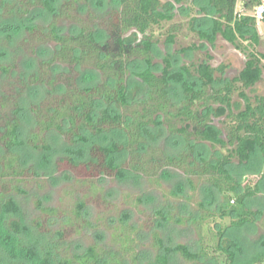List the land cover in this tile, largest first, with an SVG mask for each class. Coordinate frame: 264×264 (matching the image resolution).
<instances>
[{
	"label": "trees",
	"instance_id": "1",
	"mask_svg": "<svg viewBox=\"0 0 264 264\" xmlns=\"http://www.w3.org/2000/svg\"><path fill=\"white\" fill-rule=\"evenodd\" d=\"M52 1L19 0L15 7L10 0H0V23L5 19L4 15L8 16V20L18 19L23 30L32 38L57 44L52 59L42 61L39 65L42 71L45 66H51V71L59 75L46 78L44 74H39L42 73L39 70L38 74L24 76L28 80L27 85L29 84L27 91L39 82L51 89L45 100L30 106L36 131L30 134L27 142L19 138L23 113L21 96L19 99L16 97L13 116H0V264H139L140 255L132 245L136 241L133 235L138 228L129 225L124 218L119 219V227L115 228L118 231L112 235L113 241L121 247L118 252H106L97 245H91L82 253H62L59 244L65 241L64 231H58L56 245L42 253L21 240L23 226L10 218L11 211H15L13 196L24 192L21 186L30 178V172L36 178L41 176L35 171L32 172V168L24 167L21 156L15 150L27 145L43 153L49 152L51 145L43 137L49 131L69 137L72 144L89 142L88 136L95 138L116 130L126 135L124 146L116 142L102 145L92 141L85 161L64 158L70 168L78 172L77 176L84 175V185L93 187L96 176L99 175L101 179L107 176L116 178L123 170L133 172L139 177H153L159 171L169 172L168 169L181 171L194 193L199 188L194 180L197 179L200 184H206L222 196L223 203L218 211L220 218H233L232 226L235 228L252 223L257 214L247 207L246 200L256 196L260 190L258 186H252L245 180L241 191L242 185L231 173L230 167L234 160L239 165L248 163L253 150H258L264 158V96L255 95L252 98L246 92L262 81L264 54L250 50L260 43L258 20L257 16L245 12L264 8V0H208L205 11L209 9L212 12L211 28L208 33L200 32L201 39L215 44L221 36L237 50L246 53V67L239 77L215 88L216 69L210 65L196 68L199 80L198 87H195L189 81L193 77L191 67L184 66L183 75L187 79L181 82L183 100L179 106L173 103L170 92L173 80L171 57L164 58L165 69L161 74L155 72L154 41L151 33L155 27L173 19V15L164 8L174 3L184 5L186 0H172L174 3L169 2L165 6L161 0H115L117 7L105 16L92 10L96 0H67L59 7ZM241 1L245 4L240 5ZM99 2L102 3V0ZM101 3L97 4L98 7ZM243 5H246V10L241 11L240 7ZM33 8L52 16L48 27L27 25V16L32 13ZM70 10L77 12L70 14ZM81 13L87 15L85 20H82ZM60 17L71 19L79 26L74 34L65 35L60 32L57 25ZM95 22L98 23L95 25ZM178 30V27H174L172 32ZM138 36L143 40L136 41ZM174 39L171 34L169 42L173 43ZM243 40L249 43L244 48L240 44ZM139 61L144 68L135 73L131 72L132 65ZM63 65L67 68L63 69ZM0 70L5 74L10 72L9 66H0ZM76 71L79 76L74 78L72 74ZM85 73H100L103 81L94 85H83ZM131 73L147 87L145 98L138 102H134L129 90ZM236 92L242 102L234 101ZM7 104L10 101L1 97L0 106ZM215 114L227 116V139H223L212 125ZM157 125L166 127L173 136L182 137L186 146L185 152L171 157L150 148L141 154L146 134L151 127ZM199 142H209L213 149L219 146L226 153L210 160H197L196 143ZM122 150L130 158L128 164L114 165L112 157ZM97 196L99 202L102 200L108 204L103 196ZM199 207L202 213L193 223L200 229L202 224L217 216L201 202ZM39 208L45 215L56 214L54 208ZM86 210L85 201L78 202L77 218H83ZM155 219L154 221L150 218L149 221L162 222L168 218L158 211ZM36 223L38 229L42 230L43 224L39 221ZM88 225H91L89 221ZM218 237L221 240L215 246L202 244L198 252H192L183 244L174 248L165 247L162 238L155 233L154 247L166 253H178L185 260L195 263L211 260L219 262L221 259L224 264H235L236 254L232 251L230 242L223 239L222 228ZM157 262L167 264L168 259L162 255L157 258ZM249 264H264V253L256 255Z\"/></svg>",
	"mask_w": 264,
	"mask_h": 264
},
{
	"label": "rangeland",
	"instance_id": "2",
	"mask_svg": "<svg viewBox=\"0 0 264 264\" xmlns=\"http://www.w3.org/2000/svg\"><path fill=\"white\" fill-rule=\"evenodd\" d=\"M10 1L15 7L18 6L19 0ZM66 1L53 0L52 2L59 7ZM161 1L164 6L173 2L172 0ZM99 3H101L99 0L93 2L92 10L100 16L107 15L117 7L115 0H102L98 7ZM242 4H245L244 1L240 2V5ZM207 5L208 0H186L184 5L175 3L169 5L164 10L167 9V12L173 15V19L155 27L151 33L157 74H161L165 69L164 58L171 57L173 80L170 92L176 106H179L183 100L181 82L187 79L183 75L184 66L191 67L193 77L189 81L195 87H198L199 80L196 68L201 65H210L216 69L215 88L222 87L228 81L239 77L246 67L248 58L246 53L237 50L221 36L215 44L201 39L200 32L208 33L211 28L212 12L209 9L205 11ZM240 9L246 10V5L241 6ZM31 11L32 13L27 16V25L48 27L52 21L50 14L35 8ZM75 12L77 10H70V14ZM245 12L248 15L257 16L258 20L260 43L251 47L250 50L264 54V20H262L264 8ZM4 16L5 19H2L0 23V66H9L10 72L5 74L0 70V98L6 97L10 104L0 106V116L4 118L8 115L13 116L16 97L21 96L23 113L19 138L27 142L30 134L36 131L30 106L46 98L51 89L39 82L33 84L34 86L30 85L33 87L27 91L29 84L27 85L26 77L29 74H38L39 70L42 71L39 63L52 59L57 44L53 41L40 42L32 38L23 30L18 19L9 18L8 20V16ZM81 16L82 20L87 18L85 13ZM57 25L60 32L65 35L74 34L79 27L73 20L62 17L57 19ZM174 27L179 28L175 33L172 32ZM171 34L175 37L173 43L169 42ZM141 40H143L141 36L136 38V41ZM240 44L244 48L249 43L243 40ZM62 68L67 67L63 65ZM88 68L91 67L88 66ZM143 68L144 65L139 61L133 64L130 70L135 73ZM133 73L129 76V90L134 102H138L145 98L147 87ZM39 74H44L46 78L55 75L51 71V66H45ZM85 74L83 85H94L103 81L100 73ZM72 75L74 78L79 76L77 71ZM55 76H59L58 73ZM59 82L62 83L60 80ZM246 92L252 98L255 95L264 96V73L262 81ZM234 101L242 102L238 92L234 96ZM242 105L244 107L245 103L243 102ZM1 123L2 120L0 126H2ZM226 123L228 124L226 115L213 116L212 125L223 139L228 138ZM43 137L51 145L49 152L43 153L27 145L15 150L21 156L23 166L32 168V172H37L41 177L36 178L30 172V178L21 186L24 192L13 196L15 211L12 210L10 213V218L23 226L21 240L27 246H32L35 251L42 253L51 250L59 239L58 231L66 233L65 241L59 244L62 253H82L91 245H97L106 252L121 251L120 245L113 241L112 235L118 231L115 228L119 227V219L124 218L129 225L138 228L133 235L136 241L131 244L140 255L139 264H160L157 258L162 255L167 257V264H224L221 259L219 262L211 260L195 263L185 260L178 253H166L154 247L155 233L162 238L167 248L183 244L192 252H198L202 244L215 246L221 240L218 232L222 228L223 239L230 242L231 249L236 254L235 264H249L256 255L264 253V158L258 150H253L249 162L245 165H239L238 161L234 160L230 167L231 173L242 185L241 191H243L245 180L252 186H258L260 190L256 196L246 200L247 207L257 214L255 220L242 228H235L232 226L233 218H220L218 215L223 203L222 196L206 184H200L197 179L194 180L199 188L194 193L181 171L168 169L169 172L159 171V174L153 177H139L133 172L123 170L119 177L107 176L101 179L98 175L94 178L93 187L84 185L82 182L84 175L77 176L78 172L72 170L64 158L72 157L78 161H85L92 141L102 145L116 142L124 146L127 138L122 131L116 130L95 138L88 136L89 142L75 144L69 141V137L56 131H49ZM150 148L162 151L171 157L178 156L186 150L183 138L171 135L166 127L161 125L149 129L144 149L140 150L141 154L146 153ZM225 153L226 151L219 146L213 149L209 142L196 143L197 160H210ZM129 159L128 154L122 150L115 154L111 161L114 165L123 166L128 164ZM97 195L103 196L108 204L102 200L99 202ZM81 200L87 204V210L84 217L79 219L76 216V210ZM200 202L217 217L202 224L203 226L199 229L193 222L198 220L202 213L199 207ZM40 206L54 208L56 214L45 215ZM158 211L163 212L168 219L154 222ZM150 218L154 221H149ZM37 221L43 224L42 230L38 229ZM87 221L91 225L87 226ZM125 256L130 258V255L126 253Z\"/></svg>",
	"mask_w": 264,
	"mask_h": 264
}]
</instances>
